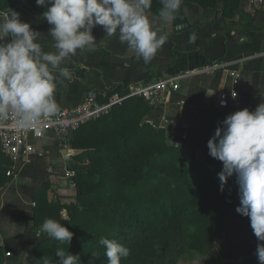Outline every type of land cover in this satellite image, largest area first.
<instances>
[{
    "label": "trees",
    "instance_id": "obj_1",
    "mask_svg": "<svg viewBox=\"0 0 264 264\" xmlns=\"http://www.w3.org/2000/svg\"><path fill=\"white\" fill-rule=\"evenodd\" d=\"M193 1L204 10L218 2ZM240 1L223 0L224 21L235 18ZM18 3L28 4L41 15L50 6H38L36 0ZM161 7L160 0H152L150 11L157 15ZM8 8H14L13 1L0 0V12ZM178 21L185 22L182 6L175 23ZM202 59L199 55V65ZM115 94L126 98L69 137L71 149L80 151L69 167L75 172L71 179L75 201L62 202L49 181L34 194L33 223L43 239L33 251L36 262L45 257L50 264H58L55 252L62 248L66 254L79 255L78 264H89L93 258L94 264H108L105 248L99 244L102 236L130 249L121 264H142L171 240L182 242L183 251L210 257L217 249L215 239L233 230L229 213L239 196L235 175L223 184V191L219 176H212L216 168L223 170V163L209 155L208 141L222 127L224 110L213 107L204 111L201 131H188L173 142L164 129L144 121L152 110L144 98L128 96V90L116 87L99 94V100L105 103ZM12 168L0 147V191L10 183L7 173ZM48 218L74 233L71 244L40 231ZM261 243L264 241L247 244L246 256L238 264H260L256 250ZM5 262L0 243V264Z\"/></svg>",
    "mask_w": 264,
    "mask_h": 264
},
{
    "label": "crops",
    "instance_id": "obj_2",
    "mask_svg": "<svg viewBox=\"0 0 264 264\" xmlns=\"http://www.w3.org/2000/svg\"><path fill=\"white\" fill-rule=\"evenodd\" d=\"M14 8L23 22L41 33L43 51H55L54 41L49 36V25L43 15L36 13L28 4L12 0ZM223 0L215 7L204 10L193 0H184L182 9L185 22L175 21L166 27L168 41L153 60L145 64L137 58L127 43L119 40V32L107 36L103 26L93 29L96 47L93 50L77 51L62 67L70 71L68 78H61L57 84L55 99L58 108L79 104L86 93L95 91L107 94L116 87L129 90L130 87L155 81L179 73L203 69L219 64L215 70L197 73L180 83V89L172 93L147 114L144 121L161 128L176 142L188 131H201L204 111L218 107L222 92L237 93V99L229 108L223 109L226 118L245 108L255 111L264 103V11L256 10L247 0H241L235 18L223 20ZM150 17L156 14L149 11ZM229 25H232L229 31ZM195 33V43H189L190 34ZM226 39V54L221 60L208 62L201 54L203 47L210 46L213 39ZM11 37L6 38L5 43ZM202 55V65H199ZM203 61L207 62L203 65ZM229 63L228 66H222ZM239 72L237 83L229 76V71ZM211 96H209L208 94ZM32 151L25 154L18 173L0 191V243L3 246L5 264H36L33 254L35 247L43 240L33 223V197L42 185L49 181L55 193L64 203L75 201L76 191L71 179L64 172L70 169L72 158L80 151L70 145L62 147L54 134H47L42 140L30 139ZM71 170V169H70ZM221 172V168H216ZM239 196L229 216L233 220V230L224 238L217 239L218 247L210 257H198L199 264H238L246 256L245 246L258 243L251 228L249 217L239 214ZM66 212L63 217H66ZM10 253V256H7Z\"/></svg>",
    "mask_w": 264,
    "mask_h": 264
},
{
    "label": "clouds",
    "instance_id": "obj_3",
    "mask_svg": "<svg viewBox=\"0 0 264 264\" xmlns=\"http://www.w3.org/2000/svg\"><path fill=\"white\" fill-rule=\"evenodd\" d=\"M162 7L155 18L149 11L152 0H36L46 6L43 18L52 27L49 36L55 51H43L41 33L23 22L11 10L0 12V119L14 118L16 131L39 130L58 110L55 99L57 84L68 78L70 71L62 64L77 51L93 50V29L103 26L107 36L118 30L119 40L127 43L137 58L150 63L168 41L166 27L176 19L182 0H160ZM11 37L5 43L6 38ZM197 36L190 34L189 43ZM208 94V93H207ZM211 96L210 94H208ZM233 92V98L236 97ZM221 106H225L222 101ZM209 155L223 163L218 174L223 184L233 175L239 186L240 206L236 211L250 218L251 228L259 241H264V103L255 111L247 108L230 114L208 141ZM40 231L60 243L71 244L74 233L57 220L48 218ZM108 264H121L130 249L114 239L101 237ZM256 255L264 264V243L257 245ZM58 264H78L79 255L58 248ZM94 259L89 264H94ZM50 264L45 257L38 260ZM193 264H199L194 261Z\"/></svg>",
    "mask_w": 264,
    "mask_h": 264
},
{
    "label": "built area",
    "instance_id": "obj_4",
    "mask_svg": "<svg viewBox=\"0 0 264 264\" xmlns=\"http://www.w3.org/2000/svg\"><path fill=\"white\" fill-rule=\"evenodd\" d=\"M247 1L256 10L264 11V0ZM224 65L228 66L229 63L222 64V66ZM219 67V64L209 65L200 70L160 77L155 81L130 87L128 96L142 97L151 107H154L166 101L172 93L177 92L180 89L181 81L195 76L197 73L215 70ZM228 74L235 83L238 82L240 77L238 71L231 70ZM125 98L115 94L107 102L103 103L99 100V93L90 91L86 93L79 104L71 107L58 108L53 116L47 118L39 130V135L36 134V130L34 129L16 131L11 126L14 119L11 115L7 119H0V147L2 153L13 163V168L9 170L7 176L11 178L15 177L23 156L32 151V148L28 144L30 139L42 140L47 134L52 133L54 134L56 142L62 147H66L69 145L70 135L75 130L91 120H96L106 115L114 105L121 104ZM236 99L237 95L233 98L232 93L222 92L218 101V107L223 109L229 108L232 101ZM222 101L225 102V106H221ZM64 174L67 179L75 177V172L70 169H67ZM10 255V253H7V256Z\"/></svg>",
    "mask_w": 264,
    "mask_h": 264
},
{
    "label": "rangeland",
    "instance_id": "obj_5",
    "mask_svg": "<svg viewBox=\"0 0 264 264\" xmlns=\"http://www.w3.org/2000/svg\"><path fill=\"white\" fill-rule=\"evenodd\" d=\"M219 173L220 172L215 171L214 173H212V176L217 177L219 176ZM217 239H215V245L218 247L219 244L217 242ZM182 249V242L178 240H171L168 244L160 248L153 257L147 259L142 264H193L194 261L199 260L198 257H201L196 251H183Z\"/></svg>",
    "mask_w": 264,
    "mask_h": 264
},
{
    "label": "water",
    "instance_id": "obj_6",
    "mask_svg": "<svg viewBox=\"0 0 264 264\" xmlns=\"http://www.w3.org/2000/svg\"><path fill=\"white\" fill-rule=\"evenodd\" d=\"M226 39L223 36H218L213 39L210 46L203 47L200 52L205 57V59L213 63L215 61L221 60L226 54Z\"/></svg>",
    "mask_w": 264,
    "mask_h": 264
}]
</instances>
